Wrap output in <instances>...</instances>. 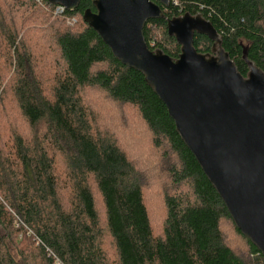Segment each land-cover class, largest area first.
<instances>
[{"label":"trees","instance_id":"obj_1","mask_svg":"<svg viewBox=\"0 0 264 264\" xmlns=\"http://www.w3.org/2000/svg\"><path fill=\"white\" fill-rule=\"evenodd\" d=\"M8 1L6 13L0 3V264H263L144 77L84 23L94 0L61 14L46 0ZM161 9L164 18L143 30L150 51L176 60L167 20L199 15L243 78L247 62L264 73V0H170ZM212 46L194 35L199 54ZM114 108L137 118L161 152L158 233L142 165L109 123ZM225 224L245 241L248 260L227 244Z\"/></svg>","mask_w":264,"mask_h":264},{"label":"water","instance_id":"obj_2","mask_svg":"<svg viewBox=\"0 0 264 264\" xmlns=\"http://www.w3.org/2000/svg\"><path fill=\"white\" fill-rule=\"evenodd\" d=\"M74 11L80 0H46ZM94 0L83 21L123 66L140 73L165 106L176 132L215 189L239 232L264 264V73L247 62L243 78L211 24L185 14L167 20L180 46L176 60L148 49L147 22L164 18L170 0ZM161 6V7H160ZM213 42L199 54L194 35ZM246 59V53L244 54Z\"/></svg>","mask_w":264,"mask_h":264},{"label":"rangeland","instance_id":"obj_3","mask_svg":"<svg viewBox=\"0 0 264 264\" xmlns=\"http://www.w3.org/2000/svg\"><path fill=\"white\" fill-rule=\"evenodd\" d=\"M0 3L2 4L1 10H4L3 12L6 13L7 10H5V8L9 1L0 0ZM15 18L17 17L15 16ZM75 24L76 21L69 22L70 26ZM98 106L101 110L102 108L108 107L104 102H100ZM112 112V114H116L117 117H115L116 119L114 121L109 122L110 125L117 132L118 128L120 129L118 132L119 141L126 147L137 164L139 166L142 165L141 170L145 172L146 184L149 185L145 189L146 203L149 209L152 226L158 233L160 232L164 218L162 216L163 205L161 200L163 183L166 179V174L162 170L164 162L161 158V152L154 151L150 148L149 137L147 136L144 126L136 120L137 118H127L131 114L126 115L127 112L125 108H114ZM223 231L225 233L226 242L233 251L243 260H248L249 252L245 241L234 233L230 224H225Z\"/></svg>","mask_w":264,"mask_h":264},{"label":"built area","instance_id":"obj_4","mask_svg":"<svg viewBox=\"0 0 264 264\" xmlns=\"http://www.w3.org/2000/svg\"><path fill=\"white\" fill-rule=\"evenodd\" d=\"M63 11H64L63 8L57 7L55 10V14H61Z\"/></svg>","mask_w":264,"mask_h":264}]
</instances>
